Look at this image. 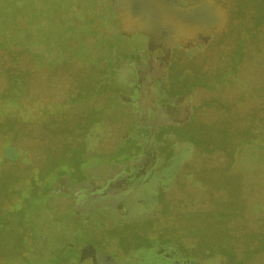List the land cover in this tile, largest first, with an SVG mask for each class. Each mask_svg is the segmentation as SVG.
Here are the masks:
<instances>
[{
    "label": "flooded vegetation",
    "instance_id": "1",
    "mask_svg": "<svg viewBox=\"0 0 264 264\" xmlns=\"http://www.w3.org/2000/svg\"><path fill=\"white\" fill-rule=\"evenodd\" d=\"M2 1L0 264H264V0Z\"/></svg>",
    "mask_w": 264,
    "mask_h": 264
},
{
    "label": "water",
    "instance_id": "2",
    "mask_svg": "<svg viewBox=\"0 0 264 264\" xmlns=\"http://www.w3.org/2000/svg\"><path fill=\"white\" fill-rule=\"evenodd\" d=\"M113 8L119 17L123 30L136 29L139 32H146L148 18L140 10L139 0H112ZM198 8H180L179 23L173 26L177 29L175 34L188 32L191 20L196 15Z\"/></svg>",
    "mask_w": 264,
    "mask_h": 264
},
{
    "label": "rangeland",
    "instance_id": "3",
    "mask_svg": "<svg viewBox=\"0 0 264 264\" xmlns=\"http://www.w3.org/2000/svg\"><path fill=\"white\" fill-rule=\"evenodd\" d=\"M1 1H2V0H0V3H1ZM2 3H3V1H2ZM0 6H1V5H0Z\"/></svg>",
    "mask_w": 264,
    "mask_h": 264
}]
</instances>
